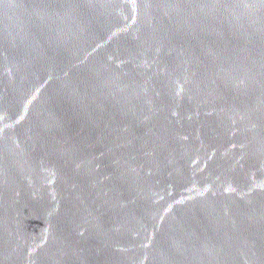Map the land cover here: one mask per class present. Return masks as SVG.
Wrapping results in <instances>:
<instances>
[{"label": "water", "instance_id": "obj_1", "mask_svg": "<svg viewBox=\"0 0 264 264\" xmlns=\"http://www.w3.org/2000/svg\"><path fill=\"white\" fill-rule=\"evenodd\" d=\"M0 264H264V0H0Z\"/></svg>", "mask_w": 264, "mask_h": 264}]
</instances>
